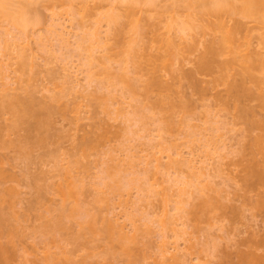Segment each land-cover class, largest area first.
I'll list each match as a JSON object with an SVG mask.
<instances>
[{"label":"rangeland","instance_id":"rangeland-1","mask_svg":"<svg viewBox=\"0 0 264 264\" xmlns=\"http://www.w3.org/2000/svg\"><path fill=\"white\" fill-rule=\"evenodd\" d=\"M140 1L11 0L30 19L26 45L0 12V264H243L264 250V138L250 130L264 103L247 100L264 80L234 96L237 68L195 71L220 34L176 31L200 7ZM249 27L240 53L263 58L264 31Z\"/></svg>","mask_w":264,"mask_h":264},{"label":"bare ground","instance_id":"bare-ground-1","mask_svg":"<svg viewBox=\"0 0 264 264\" xmlns=\"http://www.w3.org/2000/svg\"><path fill=\"white\" fill-rule=\"evenodd\" d=\"M26 1L30 2L32 0H26ZM66 1L69 2L70 5L73 3L72 1H79L84 6L87 5L86 4L87 0H66ZM115 1L116 2H120V3L121 2L123 3V1H125L124 2L125 5H127V4L132 2V0H130V2L128 0L127 3H126V0H115ZM133 1H134V3H137V4H139L141 2L140 0H137L136 2H135V0H133ZM143 2H145L144 3L145 5L146 4H150L151 5V4L154 3V0H142V3ZM10 3H11V0H0V8L4 9V10L0 9V12H2V14H4L6 17H9L12 23L19 24L22 27L24 37H22L20 41H22L21 43L23 45H26V43L29 40L28 36L26 35L27 34L26 33V28L31 23L30 19L26 16V11L22 7H18V8H15V9L11 10V11H8L7 7H8V5H10ZM185 3H188L187 7H189L192 4H197V6L195 5L194 7H198V8L200 7V9L198 10L199 12L198 11L196 12L198 14H196V13H195V15H194V13L193 14L188 13L190 15L186 14L187 15L186 17H187L188 20L183 19L184 21L181 20V22H178V21H180V19H177V21H175V19H174V22H175L174 24H176L175 27L177 29V30L176 29L175 30L178 32V35L180 36V38H184L187 35L188 31H190V30L191 31H196L198 34H201L202 36L203 35L205 36L208 33H218V34H220L217 40L216 39H212V40H209L208 42H206L204 44V50L202 51L198 61L195 64V71H197V72H207V73L209 72L210 73V72H212L214 70V68H218V71H220V72L226 71L227 69H230V68H237L238 75L241 76L240 77V81H235L234 83H231V87H229L228 89H231V91H233L232 89H237L239 91V93H240V87L243 89V86H242L243 85L242 84L243 80L245 81L246 78H249L250 81H252L254 83V85H256V87H257L256 89L259 90L258 92L261 93L262 92L261 91L262 90L261 89L262 88L261 85H262L264 79L262 77H259V75L257 76V74H258L257 72L258 71L259 72L262 71V69L264 68V59H263L264 57L262 58V55H260V53H258L257 51L256 52L252 51L249 56L241 55L240 46L238 44H236L237 43L236 41L240 40L241 37H239V35L241 36V34L244 33L245 29L247 28V25H248L247 29L250 28L249 27V22H253L254 25L255 24L258 25L264 31V0H197V1L196 0H191L189 2H188V0H186ZM132 4H130V5H132ZM130 5H128L127 7L129 8ZM118 7L115 6V8H117V10H119ZM127 7L125 9H128ZM112 8H114V7L112 6ZM130 9H131V11H133L132 7ZM191 9L193 10V8H191ZM128 10H125L124 12L127 11V13L130 14V11H128ZM115 11H111V13L107 15L108 18H107L106 21H107V25L109 27H110L109 24H112L113 22H118V19L120 18V16L123 15V14L121 15L120 12H117V11L115 12ZM113 12H115V13H113ZM193 15H194V17H193ZM195 16L197 18H199L198 21H197V18ZM176 18H179V16H177ZM170 19H171V17H170ZM227 19H229V20H227ZM228 21H232L233 23L230 25V24L227 23ZM109 27H107V28H109ZM135 28H137V25H136ZM22 29H21V31H22ZM98 29L99 30L96 29L94 32H92V34H93L92 35L93 36V38H92L93 40L92 41L96 42L97 44H100V43H103L104 40H102L103 37L101 36L102 32L100 31V28H98ZM140 33H142V31ZM106 34H107V32H106ZM142 35H143V33H142ZM245 36H246V34H245ZM197 38H199V36ZM263 39H264V32H263ZM105 40H106V38H105ZM14 42H13V45H14ZM166 42L170 46V44H171L170 42L171 41L167 40ZM21 43H18V45H21ZM178 44L179 43L172 44L171 46L174 47L175 50L177 48V51H179V55H180V54H182V52L180 51L182 48L179 49L180 47H177ZM15 45H16V43H15ZM16 46L13 49L11 48V50H14L16 48ZM22 46H20V47L17 46V49L15 51L17 54L20 52L21 49H19V48H22ZM18 49H19V52L17 51ZM226 50H228L232 54V58L230 60H227V61L220 60L221 55ZM19 55H20V53H19ZM94 58L95 57L93 55V58H91V59H94ZM255 73H257V74H255ZM247 80H246V82H247ZM234 91L236 92V90H234ZM234 91H233V93H234ZM253 91L247 93V97L248 98L245 97L246 95L245 96L241 95V96H243V98H247V100H257L258 99V100H260V101H262L264 103V97H262V95L260 96V94L257 95ZM230 93H232V92H230ZM233 93H232V95H233ZM235 94L236 93H234V96H235ZM237 96H238V94H237ZM235 98H237V97H235ZM245 109H242L240 111L241 113H243L242 114L243 117H245V115H247V112H245L246 111ZM243 110H244V112H242ZM242 116H241V118H242ZM246 120H248V119H246ZM250 124H251L250 130L258 129L259 131H262V134L261 135L258 134L259 137H257V138H259V139L260 138H264V122L260 121V123H259V122H256V120L255 121L253 120V121H251ZM255 139L256 138H254V140ZM261 140H263V139H261ZM261 140H258L256 142L258 143L260 141V144L258 143L257 146L262 145V146H260V148L262 150L261 153H263L262 157H264V143L261 144ZM257 143H255V144H257ZM250 144H252V143H250ZM253 146H256V145L253 144ZM252 168H253V166H252ZM250 172H251V174L249 175V177L246 176L247 178L245 177V179H244L246 181L249 180L248 184H250V185H248V188H249V186H251V187L255 186V185L253 186V184H255V180L251 179V177L253 175L252 171H250ZM257 173H258V171H257ZM263 177H264V175H263ZM259 179H261V180H259ZM259 179H258L259 181L263 182L261 177H259ZM182 182H181V184H183ZM187 183L185 184V186L182 185L183 186L182 188L180 187L181 188L180 189L181 192H179L180 194H178V195H180V196L183 195L182 197H184V195L185 196H187V195L189 196L191 194V192H189L190 190H188L189 188L187 189ZM188 187H189V184H188ZM194 188H196V187H194ZM252 190H253V188H252ZM182 200H185V198H182ZM180 202H181V200H180ZM263 202H264V200H261V201L259 200V204H261ZM182 203L183 202L180 203V206L178 205L176 207L177 210L179 208H181V204ZM177 204H179V203H177ZM257 206H259V205H257ZM262 240H264V239H261V241ZM257 241L254 242L255 243V247H256L255 249L258 248L257 247L258 244H262L261 242L259 243ZM244 243H245V241H244ZM245 244L249 245V241L247 243H245ZM249 246L250 247H254L253 244L252 245L250 244ZM258 246H261V245H258ZM261 247L263 248L264 245L261 246ZM261 247H259V248H261ZM262 248H261V250H262ZM250 250H252V249H250ZM258 251H260V250L258 249ZM262 252H261L262 254L259 253L258 256H256L257 253L255 254V253L251 252V254L253 255L252 257L255 256L254 258L256 259L254 264H264V250H262ZM241 254H244V253H241ZM251 254H249V257L248 256L246 257V254H244V255H245L246 258H249L251 260V258H250ZM244 255H239V256H241V261H242V262H240V261L239 262L240 263H243V262L246 263L248 261V264H253L252 261H254L255 259L252 260V261H250L249 259H247V261L246 260L244 261L243 259H246L244 257ZM249 261L251 263H249ZM256 262H258V263H256ZM245 263H243V264H245Z\"/></svg>","mask_w":264,"mask_h":264}]
</instances>
